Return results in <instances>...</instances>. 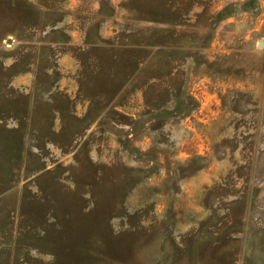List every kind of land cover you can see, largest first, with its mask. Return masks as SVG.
I'll list each match as a JSON object with an SVG mask.
<instances>
[{
  "label": "rangeland",
  "instance_id": "1",
  "mask_svg": "<svg viewBox=\"0 0 264 264\" xmlns=\"http://www.w3.org/2000/svg\"><path fill=\"white\" fill-rule=\"evenodd\" d=\"M0 264H264V0H0Z\"/></svg>",
  "mask_w": 264,
  "mask_h": 264
}]
</instances>
